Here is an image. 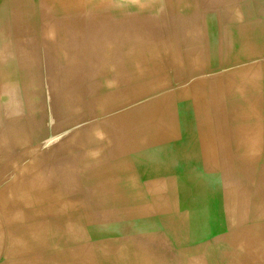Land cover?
Here are the masks:
<instances>
[{
    "label": "bare ground",
    "instance_id": "bare-ground-1",
    "mask_svg": "<svg viewBox=\"0 0 264 264\" xmlns=\"http://www.w3.org/2000/svg\"><path fill=\"white\" fill-rule=\"evenodd\" d=\"M104 2L0 0V264H250L264 251V0L202 12L205 57L155 48L156 69L108 98L89 129L60 117L38 130L36 5L89 16ZM201 145L233 158L205 176ZM181 152L192 156L188 171L171 167ZM173 212L188 217L177 230L183 262L161 255L152 222Z\"/></svg>",
    "mask_w": 264,
    "mask_h": 264
},
{
    "label": "rangeland",
    "instance_id": "rangeland-1",
    "mask_svg": "<svg viewBox=\"0 0 264 264\" xmlns=\"http://www.w3.org/2000/svg\"><path fill=\"white\" fill-rule=\"evenodd\" d=\"M188 1L190 2L187 0H105L106 12L102 15L89 16L68 11L64 12L65 14L57 11L56 14L50 8L37 4V26L44 28V30L39 29L43 33L41 36L37 29L39 36L37 60L42 69L37 70L36 84L32 87L35 92L39 90L40 93V97H37V109H40L35 118L38 130L48 133L50 125L60 124L58 120L60 117L69 118L74 125L89 129L88 127L102 118L103 110L112 104V100L123 99L124 93L134 90L129 88L134 86L136 78L144 71L156 69L155 59L152 57L154 55L151 54L155 48H171L180 59L194 57L196 54L195 56L201 57L202 60V57L206 55L200 28L203 22L202 12L215 11L222 16L226 7L238 5L244 0ZM76 16L81 17L76 18ZM72 20H77L78 25L71 28ZM226 29L223 30L222 37L220 36L218 41L220 53L217 55L221 52V56L229 55L225 52L229 46V38L226 36L229 32ZM145 77L142 78L145 79ZM213 102L215 105L214 98L211 100V112L214 111ZM52 109L55 110L54 113ZM207 111L210 113L208 109ZM58 114L61 115L58 116ZM107 123L114 129H118L116 128L118 124L115 122ZM200 148L201 160L197 170L205 176L222 171L220 159H226L224 161L227 162V159L233 158L230 150H221L220 157L219 149L218 155H213L215 149L211 145H201ZM189 156L181 152L170 163L171 167L174 169L178 167L183 171L190 170L195 165L193 166L192 156L190 158ZM159 163L166 162L159 160ZM258 179V186L263 191L264 171ZM187 219L185 213L173 212L168 217L152 221L160 233L159 244L168 250L166 254L162 250L161 255L183 262L184 257L181 258V255L184 252L181 253L179 249L183 247L184 237L177 230L182 228ZM92 243L97 246L105 244L99 237H94ZM138 243L141 242L138 241Z\"/></svg>",
    "mask_w": 264,
    "mask_h": 264
},
{
    "label": "crops",
    "instance_id": "crops-1",
    "mask_svg": "<svg viewBox=\"0 0 264 264\" xmlns=\"http://www.w3.org/2000/svg\"><path fill=\"white\" fill-rule=\"evenodd\" d=\"M222 184H224L223 182H222ZM257 254V255H256ZM251 257L250 258H248L249 259V261H250V264H251V260H253V264H255L256 263V261L255 260H257L258 258V262L256 263V264H264V251L263 252H258V253H251ZM231 256L232 257H227V258H229V259H233V260H238V257H237V255L236 254H234V253H232L231 254ZM235 256V257H234ZM258 257V258H257Z\"/></svg>",
    "mask_w": 264,
    "mask_h": 264
}]
</instances>
